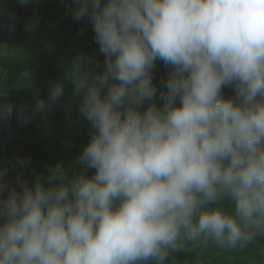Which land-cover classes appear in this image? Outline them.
<instances>
[{"label": "clouds", "instance_id": "obj_1", "mask_svg": "<svg viewBox=\"0 0 264 264\" xmlns=\"http://www.w3.org/2000/svg\"><path fill=\"white\" fill-rule=\"evenodd\" d=\"M74 3L73 19L91 21L106 57L102 74L90 75L83 56L72 72L96 130L81 156L95 175L64 182L51 170L58 186L38 177L18 191L0 169V264H163L186 244L255 246L264 239V0ZM157 59L173 68L167 92L141 111L157 96ZM229 85L235 99L222 95ZM63 91L57 83L49 103ZM13 110L0 102V121Z\"/></svg>", "mask_w": 264, "mask_h": 264}, {"label": "trees", "instance_id": "obj_2", "mask_svg": "<svg viewBox=\"0 0 264 264\" xmlns=\"http://www.w3.org/2000/svg\"><path fill=\"white\" fill-rule=\"evenodd\" d=\"M75 7L74 0H31L26 7L20 0H0V102L14 106L11 118L0 121V169H8L7 186L18 191L20 181L31 186L38 177L45 187L58 186L59 179L49 181L51 170L66 173V177L62 174L64 182L80 174L95 175L96 170L87 167L81 156L96 130L79 110L83 94L77 93L72 72L73 62L83 56L90 75L102 74L106 57L95 42L91 21L73 19L69 9ZM33 19L38 26L29 30ZM172 72L170 65L156 60L151 75L157 96L146 101L141 111L151 103H163L159 96L167 92L164 85ZM57 83L63 85V95L50 104L49 93ZM222 95L235 99L231 85L223 87ZM39 101L45 104L41 110H37ZM20 111L27 112V123L21 122ZM7 194L6 187L3 196ZM262 249L264 239L243 252L186 244L170 252L163 264H264Z\"/></svg>", "mask_w": 264, "mask_h": 264}, {"label": "rangeland", "instance_id": "obj_3", "mask_svg": "<svg viewBox=\"0 0 264 264\" xmlns=\"http://www.w3.org/2000/svg\"><path fill=\"white\" fill-rule=\"evenodd\" d=\"M52 168H55V169L57 168V170H59V171L61 170V168L60 167L58 168L57 166L52 167ZM62 174H63V172H62ZM63 175L66 177V173H64Z\"/></svg>", "mask_w": 264, "mask_h": 264}]
</instances>
